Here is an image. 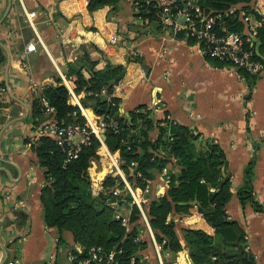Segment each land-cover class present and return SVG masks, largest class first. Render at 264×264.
<instances>
[{
	"label": "crops",
	"instance_id": "obj_1",
	"mask_svg": "<svg viewBox=\"0 0 264 264\" xmlns=\"http://www.w3.org/2000/svg\"><path fill=\"white\" fill-rule=\"evenodd\" d=\"M141 1L119 0L90 11L89 0H0V85L6 89L0 91V264H71L69 254L77 245L70 232L64 233L66 242L59 243V231L44 222L41 191L46 183L45 168L28 140L42 134L48 119L44 113L34 114L37 92L59 81L76 88L69 79V67L81 65L84 50L91 70L124 66L123 91L112 97L120 98V115L130 116L140 106L149 108L155 121L152 140L159 137V126H165L169 118L199 136L195 141L198 148L208 140L222 147L226 156L223 173L231 178L233 194L226 205L229 219L244 231L256 264H264V211H257L250 202L242 204L236 195L244 184L246 168L253 164L254 195L264 204V72L250 88L237 68L215 64L195 42L174 36L158 19L138 15ZM239 7L256 8L264 16V6H256L255 0ZM243 32L249 33L245 26ZM114 36L116 43L111 42ZM252 41L256 47L254 37ZM28 46L34 47L29 50ZM91 70L83 68L86 78ZM249 89L247 106L252 116L247 119L241 96ZM76 94L82 105L86 92ZM69 103L78 105L70 95ZM81 111L89 124L98 120L92 108L83 106ZM108 150V146L102 147L88 169L95 185H102L110 175ZM156 154L166 155L162 149ZM164 168L167 173H157L145 189L137 187L147 212L154 198L166 194L170 170L179 171L175 159ZM144 192L148 193L145 197ZM198 205L184 212L173 210L168 216L184 245L187 229L216 234ZM117 214L130 219L131 209L122 206ZM140 222L148 241L141 254L150 262L147 264H160L153 243L155 230L150 221L151 231L144 220ZM131 228L129 223L127 229ZM229 247L236 250L231 244ZM161 256L163 264L165 259L195 264L187 249L165 251L163 245Z\"/></svg>",
	"mask_w": 264,
	"mask_h": 264
},
{
	"label": "trees",
	"instance_id": "obj_2",
	"mask_svg": "<svg viewBox=\"0 0 264 264\" xmlns=\"http://www.w3.org/2000/svg\"><path fill=\"white\" fill-rule=\"evenodd\" d=\"M118 1L89 0L88 8L95 11L106 4H115ZM251 1L200 0V3L206 10L219 11ZM139 5L138 15L158 19L157 11L152 8V4H147L143 0ZM256 15L264 20L263 15L258 12ZM226 20L231 29L243 31L244 25L237 15H231ZM184 36L185 34L181 32L176 37ZM257 36L261 40L260 52L264 55V28L259 29ZM189 42L194 43L195 39L189 38ZM88 57V51L84 50V57L79 61L81 65L77 67L70 64L68 76L74 81L77 93L86 92L81 99L84 107L92 108L99 119L105 114H110L119 121L118 128L107 127L104 141L110 150L120 152L122 168L130 183L134 187L145 189L172 159H175V164L179 168L177 172L170 170L166 194L154 198L149 204L148 212L145 209L157 240L165 241L164 250L177 252L187 249L195 264H220L216 258L218 249L234 251L229 245L239 239L245 247L244 264H256L254 255L247 249L244 231L237 222L229 219L226 210V205L233 194L230 191L231 178L223 173L226 156L222 147L208 140L206 146L198 148L195 141L199 136L188 127L169 118L165 119V126H159V137L152 140L150 131L155 121L146 106H140L131 112L130 116H116L119 112L120 98L114 96L104 99L101 90L108 89L110 80L125 68L111 65L106 70H91L92 63L88 62ZM206 58L220 66L228 64L208 54ZM255 58L261 60L256 53ZM87 66L88 70H91L89 78H86L83 72V68ZM239 72L247 78L249 87H254L257 77L243 69H239ZM60 82L57 85H46L40 93L55 107V119L59 122L87 125L81 108L69 103V90ZM108 90L112 91V87ZM34 111L35 115L44 113L39 97L34 101ZM28 141L37 153L41 166L45 168L46 183L41 191L44 222L48 227H54L59 231V243L66 242L64 233L70 231L74 243L84 247V251L78 254L80 259L86 258L87 250L92 247L103 248V258L89 264H111L107 259V254L111 251L116 252L115 257L119 264H142L141 251L148 245L143 235L144 225L140 222L143 218L137 204L133 203L131 195L125 191L122 178L109 175L102 185H95L90 179L88 169L92 160L98 159L102 148L99 138L92 134V143L84 146L78 157L68 163H65L66 153L51 136L39 134ZM160 149L164 150L166 155L156 154ZM132 162H136V166H131ZM253 174V164H250L245 171L244 184L236 195L242 204L250 202L257 211H264V204L256 200L254 195ZM115 187L123 189V192L114 194ZM211 187L215 190L211 191ZM195 199L199 202L200 212L215 228L216 234L212 236L202 229H187L184 234L187 244L184 245L176 224L168 221V216L173 210L187 211L191 207L188 202ZM122 206L131 209L129 219L131 229H127L122 220L116 217ZM138 236L141 237L139 241L136 239ZM144 262L150 263L148 260ZM165 264L176 263L165 259ZM222 264L236 262L235 259L224 256Z\"/></svg>",
	"mask_w": 264,
	"mask_h": 264
},
{
	"label": "built area",
	"instance_id": "obj_3",
	"mask_svg": "<svg viewBox=\"0 0 264 264\" xmlns=\"http://www.w3.org/2000/svg\"><path fill=\"white\" fill-rule=\"evenodd\" d=\"M144 1H146L147 4H152V8L157 11L156 14L159 22L163 26L169 28L174 36L182 32L185 34V38L195 39V43L200 46L203 54H208L215 59L224 61L238 70L243 69L252 76L258 77L264 72V62L255 58L256 47L252 41V37L257 36L259 29L264 28V20L257 17L256 12L258 11H256V8L247 10L239 7V5H232L225 10L212 11L206 10L202 7L200 0ZM255 2L258 7L264 6V0H255ZM231 15H237L238 19L247 28L249 33L244 34L243 31L241 32L231 29L227 25L226 20ZM111 42H117L116 36L112 37ZM33 47L34 46H28L27 49L30 50ZM69 79L71 80L72 78L69 77ZM65 81L67 80L65 79ZM66 85L70 93V99H75L78 106L83 109V105L80 104V101L77 98L78 95L75 92V88L71 87L67 82ZM0 91L5 92V87L0 85ZM122 91L123 83L121 79L113 84L112 91L104 88L101 91V94L110 99L114 93ZM250 93L251 89L245 91L241 96L244 113L246 114L247 119L252 116V113L247 106L250 100ZM37 97L41 99L44 114L48 118L40 132L51 136L57 144L62 147L66 153L65 163L77 158L83 147L92 143V134H95L99 138L102 147H106L107 144L102 135L105 133L107 127L111 126L113 128H118L120 125L117 118L110 114H105L101 119L98 118L94 124H89L88 121L87 125H82L80 123H66L63 121L59 122L54 117L56 109L49 100L41 96L38 92ZM262 136H264L263 133ZM107 153L111 161L110 175L120 176L122 178L125 191L131 195L133 203L137 204L140 210L141 217L149 226V217L144 207V202L146 200L141 195V190L134 187L127 179L125 171L122 168L121 156H117L116 153L113 151L111 152V150H108ZM131 166H136V162H132ZM167 171V168H164L163 172L167 173ZM121 192H123V189H120L119 187L113 189V193L116 195ZM116 217L122 220V224L125 227L129 226V218L121 214H117ZM149 229L151 231L150 226ZM23 238H26L25 234L23 235ZM136 239L139 241L141 237L138 236ZM153 243L160 264H163L161 252L165 241L160 242L153 237ZM83 251V246H75L69 254L70 263L89 264L91 261H99L103 258L104 250L102 247L90 248L87 250L88 256L80 259L78 254ZM115 255V251H111L107 254V259L111 264H119ZM140 261L142 264H147L144 262V258L140 259Z\"/></svg>",
	"mask_w": 264,
	"mask_h": 264
},
{
	"label": "water",
	"instance_id": "obj_4",
	"mask_svg": "<svg viewBox=\"0 0 264 264\" xmlns=\"http://www.w3.org/2000/svg\"><path fill=\"white\" fill-rule=\"evenodd\" d=\"M254 40L256 41V54L261 58V60L264 62V55L260 52V45L261 40L258 36H254ZM125 76V71L121 72L118 76H116L114 79L110 80L108 84V88H111L114 83L120 81ZM104 99H108L107 96H104ZM120 115V111L116 114V116ZM103 139H105V134L102 135ZM188 204L190 205H198L199 202L197 200L189 201ZM232 246L236 248L235 251H229L224 248H219L216 255L217 260H219V263L222 264V259L224 256H227L229 258L235 259L236 264H244V250L245 247L243 244L239 242V239L236 242L231 243Z\"/></svg>",
	"mask_w": 264,
	"mask_h": 264
},
{
	"label": "rangeland",
	"instance_id": "obj_5",
	"mask_svg": "<svg viewBox=\"0 0 264 264\" xmlns=\"http://www.w3.org/2000/svg\"><path fill=\"white\" fill-rule=\"evenodd\" d=\"M148 193L144 192V197L147 195ZM67 232H70V231H67ZM71 233V232H70ZM72 234V233H71ZM73 236V234H72ZM74 239V238H73Z\"/></svg>",
	"mask_w": 264,
	"mask_h": 264
}]
</instances>
